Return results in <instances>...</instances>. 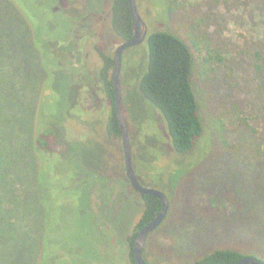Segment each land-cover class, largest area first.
Segmentation results:
<instances>
[{
	"label": "trees",
	"instance_id": "trees-1",
	"mask_svg": "<svg viewBox=\"0 0 264 264\" xmlns=\"http://www.w3.org/2000/svg\"><path fill=\"white\" fill-rule=\"evenodd\" d=\"M6 1L0 0V59L21 57L23 60L20 64L28 63L39 84L29 97L22 91L16 95L0 75V93L7 94L18 103L21 114L17 124L23 134L21 151L28 158L27 163L17 168L3 166L7 171L0 173V241L8 238L12 242L2 253L5 258L2 264H40L44 244L48 243L50 237L47 232L49 207L46 208L42 201L48 203L51 195L44 185L49 177L45 164L47 159H51L52 155L56 157L57 152L66 147L67 141L70 143L75 139L70 135L74 127L69 120L50 122L41 117L45 104L56 98L53 81L49 80L56 69L53 63L47 62L51 53L49 50L45 52L36 42L35 32L22 9L14 0ZM71 1L74 5L77 0ZM2 4H5L4 7ZM8 5L13 7V12L6 9ZM159 9L165 10L169 25L150 32L145 40L148 42L149 59L140 83L141 93L163 112L174 150L188 153L203 141L205 134L199 99L201 89L196 73L212 72L215 84L221 79L219 82L230 90L227 96L229 105L221 118L209 122L211 133L216 137L215 143L212 141L210 144L209 141V153L215 157L230 155L251 158L254 163L251 173L255 176L253 187L264 193V0H163ZM182 17L189 19V29ZM110 20L112 30L121 43L129 40L133 35L130 0H111ZM88 21L82 22L87 26ZM6 23L12 26L11 30L6 28ZM74 23L72 37L76 29ZM210 27H214L212 31H209ZM179 29L187 36L181 35L177 31ZM90 35L95 37L97 32L94 30L92 33L91 30ZM63 48L56 55V58L64 60L57 69L68 72L67 66H70L77 71L72 53ZM94 49H97L102 61L98 77L111 102L102 124L108 141L115 142L122 140L112 82L115 52L114 55L109 54L96 41ZM80 109L79 115L84 116L89 112L82 107ZM225 115L227 121L223 119ZM54 143L61 145V149L53 151ZM7 174H11V177L5 179ZM126 177L124 175L123 179L127 185L119 188V191L125 190L127 197L121 201L129 203L123 215L130 216L129 210H134L130 216L133 217L137 196L142 200V209L133 232L126 239V263L137 264L134 254L137 232L156 218L162 202L155 195L141 194L133 189ZM117 194L118 190L111 195ZM177 201L174 197L170 199L164 220L147 236L144 248L147 262L154 258L156 264L160 260L178 264H236L245 256L264 261V221H255L260 217L256 214L257 209L249 211L247 215L238 214L236 201L230 200L232 205H228L222 199H213V203L209 204L210 209L204 210L207 203L203 197L204 202L182 211L176 206ZM94 206L95 202L91 205L92 214L95 215ZM197 209L207 213L203 231L216 235L206 240L198 239L194 247L182 251L173 250V247H177L176 242L170 239L169 243L164 238L162 243L165 249L161 251L160 242L154 241V237H167L170 234L167 231L176 228L194 234L189 220L194 218V210ZM111 210L112 207L108 212L104 211V216H112ZM261 210L264 211V208ZM22 219L25 221L20 223ZM176 222L178 225H175ZM240 232H244L246 237ZM252 234H257L255 238L258 241L249 237ZM15 241L16 244L11 247Z\"/></svg>",
	"mask_w": 264,
	"mask_h": 264
},
{
	"label": "rangeland",
	"instance_id": "rangeland-1",
	"mask_svg": "<svg viewBox=\"0 0 264 264\" xmlns=\"http://www.w3.org/2000/svg\"><path fill=\"white\" fill-rule=\"evenodd\" d=\"M14 1L29 20L36 42L41 44L45 52L49 50L51 53L47 62L53 63L56 69L49 79L53 81L56 98L49 101L48 105L45 104L41 117L50 122L69 120L74 127L70 135L75 137L70 143L67 141L66 147L57 152L56 157L52 155L51 159H47L45 164L49 177L44 185L51 195L48 203L42 201L46 208L49 207L47 232L50 237L48 243L44 244L40 264H127L126 239L133 232L134 223L142 209V200L137 196L133 217L130 216L134 210H129L130 216L123 215L129 206L127 201H121L127 198L125 190L119 191L121 186L127 185L123 179L126 175L123 143L121 139L108 141L102 124L107 118L105 112L111 102L98 77L102 61L97 49H94L96 41L104 51L114 55L121 43L111 27V0H77L74 5L71 0ZM162 2L137 0L139 12L149 26V33L169 25L165 10L159 9ZM6 9L13 12L11 5ZM86 19L89 20L87 26L83 23ZM182 19L189 29V19ZM73 23L76 26L74 37ZM6 28L11 30L12 26L6 23ZM213 28L210 27L209 31ZM91 30L92 33L94 30L97 32L95 37L89 36ZM177 31L187 36L182 29ZM225 32L228 33L227 29ZM61 48L72 53L77 71H73L70 66H67L68 72L57 69L64 62L56 58ZM76 48H79L78 52ZM148 59L149 48L145 41L125 51L121 72L123 109L129 126L133 164L140 182L165 192L169 199H177L176 206L182 211L195 208L202 203L203 197L207 203L204 210L210 209L209 204L213 203V199H222L228 205H232L231 200L238 204V214L247 215L249 211L257 209L256 214L260 217L257 216L259 218L255 221L263 222L264 211L261 208H264V193L253 187V160L246 156L215 157L209 153V141L210 144L216 142L209 122L225 114L230 90L219 82L221 79L215 84L212 79L215 75L211 71L207 74H200L199 71L196 73L201 89L199 99L205 120V134L203 141L198 142L192 151L177 153L163 112L149 102L140 90ZM22 60L19 56L0 59V75L9 88L16 92L12 91L14 94L18 95L22 91L29 97L38 88L39 81L29 70L27 62L20 64ZM80 107L89 112L84 116L79 115ZM19 112L18 103L7 94L0 93L1 174L7 171L3 166L17 168L28 160L21 151L23 134L17 124L21 114ZM38 112H41V108ZM223 119L227 121V115ZM52 147L56 151L62 146L54 143ZM121 173L124 175H119ZM9 177L11 174L4 176L5 179ZM117 190L118 194L112 196ZM93 202L97 215L91 211ZM111 207L113 215L104 216L103 212H108ZM199 209L194 210V218L189 220L194 234L176 228L167 231L170 233L167 236L169 239L154 237V241L159 240L161 251L165 249L162 243L164 238L168 242L170 239L176 242L177 247H173V250L182 251L194 247L198 239L206 240L216 235L203 231L207 213ZM24 221L22 219L20 223ZM240 234L245 236L244 232ZM255 235L249 237L258 241ZM11 244L8 238L0 241V264L5 259L2 253ZM15 244L16 241L11 247ZM150 259L149 264H156L154 258ZM157 264L178 263L160 260Z\"/></svg>",
	"mask_w": 264,
	"mask_h": 264
},
{
	"label": "water",
	"instance_id": "water-1",
	"mask_svg": "<svg viewBox=\"0 0 264 264\" xmlns=\"http://www.w3.org/2000/svg\"><path fill=\"white\" fill-rule=\"evenodd\" d=\"M130 10L132 15L133 35L129 40L122 42L116 48L115 66L112 72V82L115 91L116 114L122 132V143L125 155L127 176L130 179L134 189H136L139 193L155 195L162 202V208L159 214L150 224L142 227L139 230L134 242V254L137 264H149L144 257V248L146 246L147 236L164 220L170 206V199L165 192L157 188L143 185L139 180L138 174L133 164V152L129 134V126L123 109V86L121 80L123 54L128 48L138 46L147 39V36L149 34V26L139 12L137 0H130ZM236 264H264V261L253 256H245Z\"/></svg>",
	"mask_w": 264,
	"mask_h": 264
},
{
	"label": "flooded vegetation",
	"instance_id": "flooded-vegetation-1",
	"mask_svg": "<svg viewBox=\"0 0 264 264\" xmlns=\"http://www.w3.org/2000/svg\"><path fill=\"white\" fill-rule=\"evenodd\" d=\"M120 44H121V43H120ZM120 44H119V45H120ZM134 47H135V46H134ZM130 48H131V47H130ZM128 49H129V48H128ZM128 49H127V50H128ZM115 51H116V50H115ZM124 53H125V52H124ZM123 55H124V54H123ZM126 171H127V169H126ZM126 175H127V173H126ZM127 179L129 180V182H130V184H131V181H130V179L128 178V176H127ZM131 186H132V184H131ZM132 188L134 189L133 186H132ZM135 190H136V189H135ZM136 191H137V190H136ZM140 229H141V228H140ZM138 232H139V231H138ZM138 232H137V234H138ZM148 235H149V234H148Z\"/></svg>",
	"mask_w": 264,
	"mask_h": 264
}]
</instances>
